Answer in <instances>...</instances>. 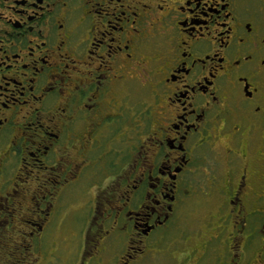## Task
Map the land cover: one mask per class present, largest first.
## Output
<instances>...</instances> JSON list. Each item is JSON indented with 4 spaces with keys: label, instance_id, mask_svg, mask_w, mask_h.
Here are the masks:
<instances>
[{
    "label": "flooded vegetation",
    "instance_id": "flooded-vegetation-1",
    "mask_svg": "<svg viewBox=\"0 0 264 264\" xmlns=\"http://www.w3.org/2000/svg\"><path fill=\"white\" fill-rule=\"evenodd\" d=\"M167 240L264 264V0H0V264Z\"/></svg>",
    "mask_w": 264,
    "mask_h": 264
},
{
    "label": "rangeland",
    "instance_id": "rangeland-1",
    "mask_svg": "<svg viewBox=\"0 0 264 264\" xmlns=\"http://www.w3.org/2000/svg\"><path fill=\"white\" fill-rule=\"evenodd\" d=\"M185 225H188L190 228L195 226V224L191 220ZM170 238H172L173 240L174 236L171 235ZM186 248L187 247L185 244H181L180 247H178L175 244L172 245L170 240H167L161 246L157 247L156 252L151 253L150 256L145 259L144 264H190V262L184 260V258L193 257L191 259H194V256L192 255V250H189L183 255V260L181 258L178 261L173 259L174 253H176V251H179L178 254L181 256L183 250H185ZM204 256L205 257L202 260L203 262H201L200 264H204V262H209L212 258V255L209 254L208 250Z\"/></svg>",
    "mask_w": 264,
    "mask_h": 264
}]
</instances>
